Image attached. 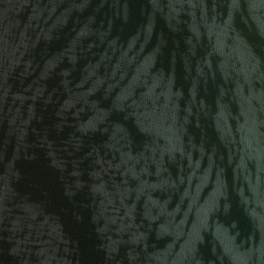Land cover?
Segmentation results:
<instances>
[{"label":"water","instance_id":"obj_1","mask_svg":"<svg viewBox=\"0 0 264 264\" xmlns=\"http://www.w3.org/2000/svg\"><path fill=\"white\" fill-rule=\"evenodd\" d=\"M0 264H264V0H0Z\"/></svg>","mask_w":264,"mask_h":264}]
</instances>
